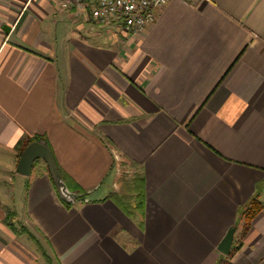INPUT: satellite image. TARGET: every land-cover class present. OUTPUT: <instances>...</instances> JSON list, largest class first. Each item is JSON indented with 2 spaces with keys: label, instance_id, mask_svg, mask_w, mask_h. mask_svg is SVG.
Returning a JSON list of instances; mask_svg holds the SVG:
<instances>
[{
  "label": "crops",
  "instance_id": "crops-1",
  "mask_svg": "<svg viewBox=\"0 0 264 264\" xmlns=\"http://www.w3.org/2000/svg\"><path fill=\"white\" fill-rule=\"evenodd\" d=\"M34 135L84 200L42 160L16 172ZM132 163L140 227L109 198ZM251 196L231 264H264V0H166L135 35L64 0H0V264H45L7 214L52 264H215Z\"/></svg>",
  "mask_w": 264,
  "mask_h": 264
},
{
  "label": "trees",
  "instance_id": "trees-1",
  "mask_svg": "<svg viewBox=\"0 0 264 264\" xmlns=\"http://www.w3.org/2000/svg\"><path fill=\"white\" fill-rule=\"evenodd\" d=\"M34 141L44 142L50 150V147L43 135H34L31 137H23L17 148V157L19 158L20 154L24 148ZM51 152V150H50ZM52 154V153H51ZM56 164V163H55ZM131 167H134V170L129 175H121L118 178L120 187L116 192H113L109 195V198L115 205L128 217L133 219H138L137 224L141 226V216L143 214V204H144V184H143V175L140 168L137 167L135 163L130 164ZM57 170L61 179L63 180L66 188L70 192L80 193V190L75 185V183L64 173V171L59 168L56 164ZM86 194L82 193L75 197L76 200H84ZM63 204L69 208L70 203L64 202ZM263 204H261L255 196H251L246 205L238 211L237 221L231 228H235L236 236L233 239L230 252L227 255L220 254L217 258L215 264H231L230 260L233 254L240 248L241 239L248 232L251 227L252 219L260 212ZM12 215L7 214L5 218V225L15 234H27L30 240L35 244L37 250L42 255L45 264H52L51 258L47 255L43 249L42 244L32 235L26 231L23 226L16 227L12 222Z\"/></svg>",
  "mask_w": 264,
  "mask_h": 264
},
{
  "label": "built area",
  "instance_id": "built-area-1",
  "mask_svg": "<svg viewBox=\"0 0 264 264\" xmlns=\"http://www.w3.org/2000/svg\"><path fill=\"white\" fill-rule=\"evenodd\" d=\"M166 0H64L76 11H89L101 25H119L125 35L139 33L154 21L157 10Z\"/></svg>",
  "mask_w": 264,
  "mask_h": 264
},
{
  "label": "water",
  "instance_id": "water-1",
  "mask_svg": "<svg viewBox=\"0 0 264 264\" xmlns=\"http://www.w3.org/2000/svg\"><path fill=\"white\" fill-rule=\"evenodd\" d=\"M37 159H41L44 162L59 195L66 201L71 198L74 200L75 195L69 194L61 176L59 175L49 148L42 141L31 142L24 148L18 158L15 169L16 172L22 175H28L31 171L33 163ZM234 231L235 228H230L218 244L217 248L223 255H227L230 252V248L233 243Z\"/></svg>",
  "mask_w": 264,
  "mask_h": 264
},
{
  "label": "rangeland",
  "instance_id": "rangeland-1",
  "mask_svg": "<svg viewBox=\"0 0 264 264\" xmlns=\"http://www.w3.org/2000/svg\"><path fill=\"white\" fill-rule=\"evenodd\" d=\"M114 26V25H113ZM39 163H42V161H41V159H37L34 163H33V169H36L37 167H38V165H39ZM41 165V164H40ZM121 168V167H120ZM43 169V168H42ZM121 169H123L124 171H120L119 172V174H118V177H120L121 175H129V174H131L132 172H133V169L132 168H121ZM120 169V170H121ZM119 187H120V183L118 182L117 183V190L119 189ZM17 195V192H15V196ZM14 225H16L15 223H13ZM17 227H19V225H17ZM25 229H26V231H27V228L26 227H24ZM29 233H31V232H29ZM23 235V238L25 239V241H27L28 243H31L32 241L30 240V238H29V236L25 233V234H22Z\"/></svg>",
  "mask_w": 264,
  "mask_h": 264
}]
</instances>
